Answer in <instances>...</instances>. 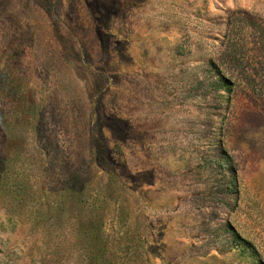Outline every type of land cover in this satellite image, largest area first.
<instances>
[{"label":"rangeland","instance_id":"374dc122","mask_svg":"<svg viewBox=\"0 0 264 264\" xmlns=\"http://www.w3.org/2000/svg\"><path fill=\"white\" fill-rule=\"evenodd\" d=\"M0 264H264V0H0Z\"/></svg>","mask_w":264,"mask_h":264}]
</instances>
